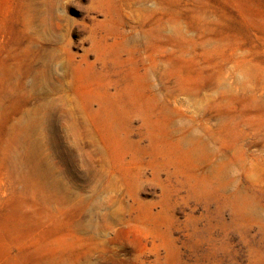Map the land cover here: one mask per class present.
Wrapping results in <instances>:
<instances>
[{
  "label": "rangeland",
  "instance_id": "374dc122",
  "mask_svg": "<svg viewBox=\"0 0 264 264\" xmlns=\"http://www.w3.org/2000/svg\"><path fill=\"white\" fill-rule=\"evenodd\" d=\"M0 264H264V0H0Z\"/></svg>",
  "mask_w": 264,
  "mask_h": 264
}]
</instances>
